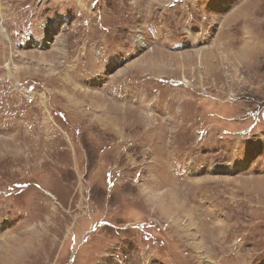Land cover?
<instances>
[{
	"label": "rangeland",
	"instance_id": "1",
	"mask_svg": "<svg viewBox=\"0 0 264 264\" xmlns=\"http://www.w3.org/2000/svg\"><path fill=\"white\" fill-rule=\"evenodd\" d=\"M0 29V264H264V0H0Z\"/></svg>",
	"mask_w": 264,
	"mask_h": 264
},
{
	"label": "bare ground",
	"instance_id": "2",
	"mask_svg": "<svg viewBox=\"0 0 264 264\" xmlns=\"http://www.w3.org/2000/svg\"><path fill=\"white\" fill-rule=\"evenodd\" d=\"M1 30V29H0ZM141 41V40H140ZM200 52H195V53H188V54H186L185 55V57H184V54L183 55H178V57H176V55H171V56H169V58H166L167 60L168 59H170V58H172V57H175V58H172L171 59V61H168V62H163L164 61V59H163V57H165L162 53H152V55H145L142 59H140V60H138L137 62H136V65L140 62V63H142V62H145L146 64H150V65H154V67H156V68H165V67H167V66H170V67H173L174 65H175V63H178L179 64V66H178V68H182V65L185 63V61H187V62H189V61H191V60H193L196 56H198V54H199ZM30 55V54H29ZM33 55V54H32ZM34 56H35V54H34ZM163 59V60H162ZM177 64V65H178ZM17 68H18V66H17ZM161 71H163V70H161ZM95 104V103H94ZM110 108V107H109ZM103 111H105V110H103ZM106 112V111H105ZM238 184L239 185H244L243 183H241L240 181L238 182ZM174 193V192H173ZM178 193V192H177ZM171 194V193H170ZM174 196V195H173ZM177 196V195H176ZM180 197V196H179ZM175 199H176V197H174ZM178 198V197H177ZM182 203V202H181ZM175 204V203H174ZM179 210H181V211H185L184 210V208L183 207H181V208H179ZM188 210V209H187ZM190 223L191 224H194L193 223V220H190ZM19 250V254L20 253H22V250L23 249H18ZM17 250V251H18Z\"/></svg>",
	"mask_w": 264,
	"mask_h": 264
}]
</instances>
